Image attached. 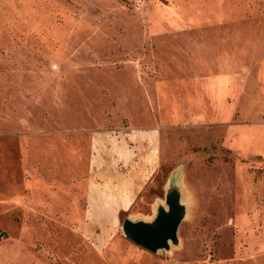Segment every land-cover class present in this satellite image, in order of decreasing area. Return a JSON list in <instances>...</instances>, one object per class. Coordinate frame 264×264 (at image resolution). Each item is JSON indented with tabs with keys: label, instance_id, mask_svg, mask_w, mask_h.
I'll return each mask as SVG.
<instances>
[{
	"label": "rangeland",
	"instance_id": "374dc122",
	"mask_svg": "<svg viewBox=\"0 0 264 264\" xmlns=\"http://www.w3.org/2000/svg\"><path fill=\"white\" fill-rule=\"evenodd\" d=\"M238 25L264 36V0H0V264H264L254 135L178 109L191 51ZM171 178L186 218L151 253L121 224Z\"/></svg>",
	"mask_w": 264,
	"mask_h": 264
},
{
	"label": "crops",
	"instance_id": "0c3cea01",
	"mask_svg": "<svg viewBox=\"0 0 264 264\" xmlns=\"http://www.w3.org/2000/svg\"><path fill=\"white\" fill-rule=\"evenodd\" d=\"M231 31L223 42L216 40L212 46L191 51L185 65L193 76L202 80H193L192 92L183 93V98L179 96L183 103L178 109L188 108L192 115L208 119L223 117L232 120L239 117L241 123L230 125L229 132L253 134L247 155L264 159V36L240 25L235 27V34ZM145 169L148 172V168ZM145 169L139 170L138 176L141 172L146 173ZM128 181L130 189L135 181L131 178ZM116 202L110 200L105 208L115 213ZM99 208L103 212V204ZM256 264H260L259 261Z\"/></svg>",
	"mask_w": 264,
	"mask_h": 264
},
{
	"label": "water",
	"instance_id": "95a60500",
	"mask_svg": "<svg viewBox=\"0 0 264 264\" xmlns=\"http://www.w3.org/2000/svg\"><path fill=\"white\" fill-rule=\"evenodd\" d=\"M186 214L181 186L171 178L165 188L164 205L156 206L152 219L127 217L121 230L127 240L148 252H168L172 246L178 245V229Z\"/></svg>",
	"mask_w": 264,
	"mask_h": 264
}]
</instances>
